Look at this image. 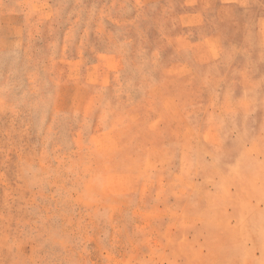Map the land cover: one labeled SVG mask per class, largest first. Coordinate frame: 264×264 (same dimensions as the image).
I'll return each mask as SVG.
<instances>
[{
  "label": "rangeland",
  "instance_id": "rangeland-1",
  "mask_svg": "<svg viewBox=\"0 0 264 264\" xmlns=\"http://www.w3.org/2000/svg\"><path fill=\"white\" fill-rule=\"evenodd\" d=\"M0 264H264V0H0Z\"/></svg>",
  "mask_w": 264,
  "mask_h": 264
}]
</instances>
